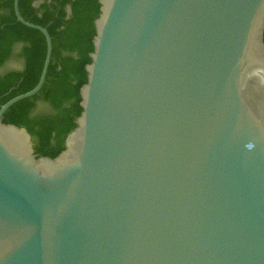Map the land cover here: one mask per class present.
Returning a JSON list of instances; mask_svg holds the SVG:
<instances>
[{
	"label": "water",
	"instance_id": "95a60500",
	"mask_svg": "<svg viewBox=\"0 0 264 264\" xmlns=\"http://www.w3.org/2000/svg\"><path fill=\"white\" fill-rule=\"evenodd\" d=\"M53 156L0 108V264H264V0H98ZM70 12V8H69Z\"/></svg>",
	"mask_w": 264,
	"mask_h": 264
},
{
	"label": "trees",
	"instance_id": "16d2710c",
	"mask_svg": "<svg viewBox=\"0 0 264 264\" xmlns=\"http://www.w3.org/2000/svg\"><path fill=\"white\" fill-rule=\"evenodd\" d=\"M14 2L0 0V68L14 57L23 66L0 74V108L36 87L47 53L44 35L17 21ZM36 2L40 3L36 5ZM18 6L25 21L48 31L53 49L41 90L14 104L5 113L4 121L26 128L33 137L36 152L53 156L64 147L82 111L79 93L87 82L85 66L90 63L88 54L93 51L99 3L98 0H19ZM42 104L49 111L36 114Z\"/></svg>",
	"mask_w": 264,
	"mask_h": 264
},
{
	"label": "rangeland",
	"instance_id": "374dc122",
	"mask_svg": "<svg viewBox=\"0 0 264 264\" xmlns=\"http://www.w3.org/2000/svg\"><path fill=\"white\" fill-rule=\"evenodd\" d=\"M23 66V63L14 57L10 62H8L4 67L0 68V74H3L10 70H19ZM49 111V108L46 105H39L36 114H44Z\"/></svg>",
	"mask_w": 264,
	"mask_h": 264
},
{
	"label": "flooded vegetation",
	"instance_id": "af4514ba",
	"mask_svg": "<svg viewBox=\"0 0 264 264\" xmlns=\"http://www.w3.org/2000/svg\"><path fill=\"white\" fill-rule=\"evenodd\" d=\"M39 3H40V2H38V3L36 2V5H38ZM19 46H20V45H19ZM19 49H20V48L18 47V51H19Z\"/></svg>",
	"mask_w": 264,
	"mask_h": 264
}]
</instances>
